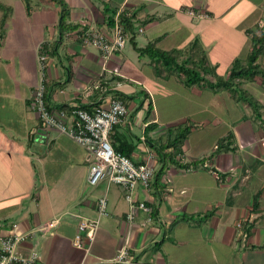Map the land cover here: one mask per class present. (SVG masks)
Segmentation results:
<instances>
[{"label": "crops", "instance_id": "obj_1", "mask_svg": "<svg viewBox=\"0 0 264 264\" xmlns=\"http://www.w3.org/2000/svg\"><path fill=\"white\" fill-rule=\"evenodd\" d=\"M18 0L0 39V233L12 223L21 232L46 221L57 224L36 231L21 250H35L37 264H80L112 258L121 246L132 264H264V85L255 78L241 88L260 104L259 117L229 92L205 84L185 86L177 76L153 73L150 59L133 44L115 53L102 71L100 51L83 44L81 29L109 33L104 5L134 14V42L143 47L160 37L161 49H185L197 39L207 64L227 77L234 60L251 49L249 31L264 17V0H63L67 23L76 28L59 36V6L51 0ZM27 4L29 10H27ZM193 10L195 15L188 13ZM142 28V32L138 30ZM46 45L44 76L40 49ZM263 58V59H262ZM264 53L259 63L264 66ZM45 79L50 107L106 103L123 95L127 113L109 133L115 150L153 168L148 188L135 197L150 208L127 219L122 189L101 181L87 183L90 156L70 137L46 128L30 108L34 87ZM156 93H154L155 91ZM169 96H174L170 103ZM177 109H179L177 111ZM194 124L185 141L165 146L167 130ZM231 133L220 147L218 139ZM173 154V155H172ZM172 155V159H170ZM105 195L107 215L87 253L73 247L78 222L96 218L97 199ZM193 216L194 219H190ZM184 217L186 219H184ZM248 219L245 242L236 228Z\"/></svg>", "mask_w": 264, "mask_h": 264}, {"label": "built area", "instance_id": "obj_2", "mask_svg": "<svg viewBox=\"0 0 264 264\" xmlns=\"http://www.w3.org/2000/svg\"><path fill=\"white\" fill-rule=\"evenodd\" d=\"M188 13L195 15L193 10H189ZM117 17L118 14L115 16L114 25L109 28V33L87 29L82 38L83 44L95 47L100 51L103 61L102 71L97 77L94 88L102 91H105L106 87L97 81H101L105 77L104 74L106 73L104 72L118 74V67L115 66L110 69L108 64L115 53L121 52L129 41V36L124 33ZM263 23L264 17L257 25L262 26ZM138 31L142 32V28ZM46 58V53L39 55L40 70L43 76ZM30 108L46 128L55 129L59 133L67 135L90 156L87 177L89 186H95L101 181L119 186L128 203L127 219L131 221L136 211L142 210L148 214L142 225H147L151 221L150 208L145 202L136 199L135 191L138 186L149 187L153 178V168L145 163H135L129 156L115 151L109 141L111 129L122 122L127 113L126 104L118 96L113 93L108 96L106 103L91 109H83L80 105L74 104L70 107V112L60 108L51 110L47 106L45 79L42 77L32 91ZM96 212V218H83L78 222L77 232L72 239L73 247L83 249L85 253L88 252L90 244L95 238L99 219L108 214L105 195L97 199ZM247 221L249 220L243 219L236 223V228L243 242L248 237L247 231L243 229V224ZM56 224L57 220L52 219L38 226L35 231L21 232L18 230L17 224L12 223L6 233H0V264H37L40 259L37 251L31 250L24 253L21 250L36 231L45 234ZM130 259V250L123 245L110 259H99L92 263L82 262L80 264H132Z\"/></svg>", "mask_w": 264, "mask_h": 264}, {"label": "trees", "instance_id": "obj_3", "mask_svg": "<svg viewBox=\"0 0 264 264\" xmlns=\"http://www.w3.org/2000/svg\"><path fill=\"white\" fill-rule=\"evenodd\" d=\"M59 6V36L60 38L63 34L68 33L70 30L76 28L75 26L67 23V18L69 16V8L63 0H51ZM27 4V10H29ZM0 10L2 11L0 19V39L3 36L4 25L6 20L11 13L12 9L10 6L0 1ZM103 14L107 18V26L111 28L115 23V10L111 9L107 5H104ZM134 14L126 15L122 14L119 23L121 24L124 33L129 36V41L133 44L134 49L137 51L139 56H147L150 59V64L152 66L153 73L162 78H169L171 76H177L180 78L181 82L185 86H191L195 84L203 83L213 92L220 89L229 92L231 97L235 101H241L246 106L250 107L256 117H259L260 104L257 100L253 99L249 94H247L242 88V81H251L255 78L259 79L261 84L264 85V66L259 63V57L264 53V23L262 26L256 25V29H251L250 40L251 49L244 62L236 59L233 61L227 77L220 76L216 73L215 67L207 64L206 52L200 46L197 39H194L185 49H169L164 50L157 46L160 37H157L143 47H138L133 41L135 38V30L133 26L132 19ZM86 29H81L78 33L81 38H83ZM49 52L46 45L41 47L40 52ZM115 96H118L124 103L123 95L117 92H113ZM46 98V97H45ZM99 103L93 105L98 106ZM49 109H54L47 104ZM83 109H89L87 105H80ZM56 108L66 109V106H58ZM70 112V110H67ZM194 127V124L185 121L182 125H178L173 129L167 130L165 134V146L172 147L175 150L183 144L186 139L187 134ZM231 139V133H228L225 137L218 139L220 147H223L224 142H229ZM122 154L127 155L123 151L115 150ZM173 155V154H172ZM170 155V159H172ZM128 156V155H127ZM190 219H194L190 216ZM184 219H186L184 217ZM252 227L251 223H244L243 229L249 233Z\"/></svg>", "mask_w": 264, "mask_h": 264}, {"label": "rangeland", "instance_id": "obj_4", "mask_svg": "<svg viewBox=\"0 0 264 264\" xmlns=\"http://www.w3.org/2000/svg\"><path fill=\"white\" fill-rule=\"evenodd\" d=\"M0 1L3 2V3H6V4L12 2V3L14 4V6L17 7V9H18V6H17V1H18V0H0ZM34 1H35V0H33L32 3H34ZM1 15H2V11L0 10V19H1ZM129 46H130L129 44H126V50L129 49ZM262 59H263V58H262ZM260 61H261V63L264 62V60H261V59H260ZM153 91H155V90H153ZM154 93H156V91H155ZM173 97H174V96H173ZM173 97H172V96H169V101H170V103H171ZM178 110H179V109H177V111H178Z\"/></svg>", "mask_w": 264, "mask_h": 264}]
</instances>
